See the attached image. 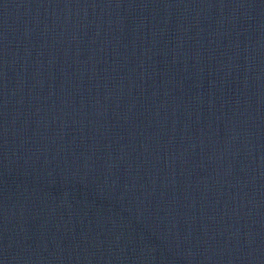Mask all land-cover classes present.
<instances>
[{"label":"water","instance_id":"water-1","mask_svg":"<svg viewBox=\"0 0 264 264\" xmlns=\"http://www.w3.org/2000/svg\"><path fill=\"white\" fill-rule=\"evenodd\" d=\"M0 264H264V0H0Z\"/></svg>","mask_w":264,"mask_h":264}]
</instances>
